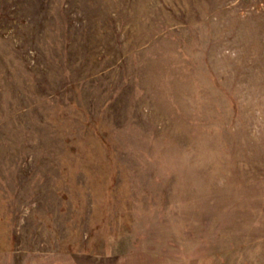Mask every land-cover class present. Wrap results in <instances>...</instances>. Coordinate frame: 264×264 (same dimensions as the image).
Segmentation results:
<instances>
[{
	"label": "rangeland",
	"instance_id": "1",
	"mask_svg": "<svg viewBox=\"0 0 264 264\" xmlns=\"http://www.w3.org/2000/svg\"><path fill=\"white\" fill-rule=\"evenodd\" d=\"M0 264H264V0H0Z\"/></svg>",
	"mask_w": 264,
	"mask_h": 264
}]
</instances>
